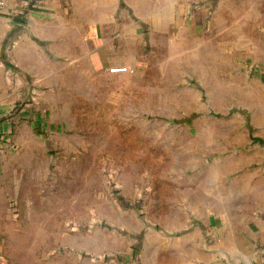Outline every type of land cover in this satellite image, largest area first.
I'll list each match as a JSON object with an SVG mask.
<instances>
[{"label":"rangeland","instance_id":"374dc122","mask_svg":"<svg viewBox=\"0 0 264 264\" xmlns=\"http://www.w3.org/2000/svg\"><path fill=\"white\" fill-rule=\"evenodd\" d=\"M207 2L187 42H140L131 71H87L75 95L42 96L30 78L0 108L14 124L0 132V264L186 262L171 252L196 225L180 185L212 160L197 158L200 142L232 129L213 120L238 132L247 117L215 108L220 83L264 79V0L236 15Z\"/></svg>","mask_w":264,"mask_h":264},{"label":"crops","instance_id":"0c3cea01","mask_svg":"<svg viewBox=\"0 0 264 264\" xmlns=\"http://www.w3.org/2000/svg\"><path fill=\"white\" fill-rule=\"evenodd\" d=\"M207 1L39 0L29 7L22 0H0V108L28 94L30 78L42 96L60 95L62 88L75 95L76 80L87 71L91 76L95 70L138 64L140 42H187L189 31L205 24ZM217 1L214 14L227 1L236 15L240 0ZM263 80L246 76L239 87L236 77L220 83L222 100L215 108L242 105L247 117L238 132L236 120H213L232 129L200 142L197 158L207 153L212 160L197 162L180 185V204L191 209L189 222H196L181 247L171 250L184 264H233L239 258L264 264ZM13 126L3 119L0 132Z\"/></svg>","mask_w":264,"mask_h":264},{"label":"built area","instance_id":"2783aa9c","mask_svg":"<svg viewBox=\"0 0 264 264\" xmlns=\"http://www.w3.org/2000/svg\"><path fill=\"white\" fill-rule=\"evenodd\" d=\"M24 2L25 5L32 7L34 5H36L39 0H22ZM2 10V4L0 2V11ZM132 68L128 67V66H116L112 68V71H131Z\"/></svg>","mask_w":264,"mask_h":264},{"label":"water","instance_id":"95a60500","mask_svg":"<svg viewBox=\"0 0 264 264\" xmlns=\"http://www.w3.org/2000/svg\"><path fill=\"white\" fill-rule=\"evenodd\" d=\"M16 28H17V30H18V29L22 28V25H21V24H17ZM233 264H252V263L249 262V261H246V260H244V259H242V258H239V259H238L236 262H234Z\"/></svg>","mask_w":264,"mask_h":264}]
</instances>
